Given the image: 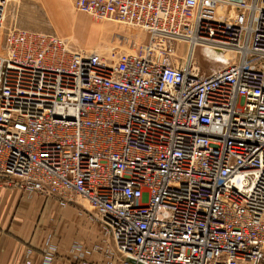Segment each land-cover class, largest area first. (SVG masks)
Segmentation results:
<instances>
[{
	"label": "built area",
	"instance_id": "obj_1",
	"mask_svg": "<svg viewBox=\"0 0 264 264\" xmlns=\"http://www.w3.org/2000/svg\"><path fill=\"white\" fill-rule=\"evenodd\" d=\"M74 5L147 40L109 59L11 26L0 54V179L61 207L72 195L88 203L110 247L75 241L70 264L264 262V5ZM220 5L247 11L246 21L202 16ZM197 46L230 55L202 73ZM47 242L41 264H54L58 247Z\"/></svg>",
	"mask_w": 264,
	"mask_h": 264
},
{
	"label": "rangeland",
	"instance_id": "obj_2",
	"mask_svg": "<svg viewBox=\"0 0 264 264\" xmlns=\"http://www.w3.org/2000/svg\"><path fill=\"white\" fill-rule=\"evenodd\" d=\"M4 4V22L0 28V54L4 53V45L6 42V34L8 29L15 25L19 27L29 28L30 22L45 21L42 11L35 6L33 0H0ZM70 3L75 12L90 19L91 25H81L72 19L67 12L64 15V25L61 30L64 34L72 36L71 41L76 46L96 49L104 57L113 58V54L120 52L136 53L140 50L143 43L146 42V34L135 27L127 26L116 20H108L89 16L75 8L74 0ZM234 12L231 8L225 5L218 6L212 10V16L215 19L219 17L232 18ZM207 13V11H205ZM28 22V23H27ZM63 27V29H62ZM69 39V38H68ZM197 46L194 51V60L202 73H209L212 70L222 67L225 60L221 59L224 52L207 49ZM209 51V52H208ZM213 51L216 54L214 58ZM72 202L66 206L55 205L51 214H47L46 225L50 226L52 236L55 239L54 243L58 250H65L66 254L62 255L65 258L64 263L70 264L68 254L69 246L75 241L83 245L92 246L96 243L101 245L105 251L110 247L111 240L100 226L95 218L93 210L88 203L80 196L72 195ZM43 224V222H40ZM99 260V258H98ZM264 264V262L260 263Z\"/></svg>",
	"mask_w": 264,
	"mask_h": 264
},
{
	"label": "crops",
	"instance_id": "obj_3",
	"mask_svg": "<svg viewBox=\"0 0 264 264\" xmlns=\"http://www.w3.org/2000/svg\"><path fill=\"white\" fill-rule=\"evenodd\" d=\"M33 1L42 11V19L45 21L35 24L30 22L29 28L18 26L21 29L51 33L71 40L72 36L60 31L67 12L79 24L91 25L90 19L74 11L70 0ZM243 1H256L257 4L264 5V0ZM231 16L234 21H246L248 12L240 10ZM76 47L81 48L77 45ZM54 206L55 203L44 201L34 193H27L0 179V264H41L47 240L55 242L50 226L46 225L47 214L52 213ZM67 252L69 254V249ZM64 254L65 250H58L54 264H66L65 258H62Z\"/></svg>",
	"mask_w": 264,
	"mask_h": 264
},
{
	"label": "bare ground",
	"instance_id": "obj_4",
	"mask_svg": "<svg viewBox=\"0 0 264 264\" xmlns=\"http://www.w3.org/2000/svg\"><path fill=\"white\" fill-rule=\"evenodd\" d=\"M212 13V11L210 10V11H207V13H205V11H203L202 12V16L203 17H206V18H211L210 17V15H212L211 14ZM65 38V37H64ZM206 49H205V52L207 51V49H210V48H208V47H205ZM209 52V51H208ZM212 53H213V51H211ZM207 53V52H206ZM214 54V53H213ZM225 55V56H224ZM223 56H221L222 58L221 59H223V60H225V57H227L228 55H230V52L228 51V52H226L225 54H224ZM207 56H209V57H211V55L210 54H208L207 53ZM217 56H216V54H214V58H216Z\"/></svg>",
	"mask_w": 264,
	"mask_h": 264
},
{
	"label": "water",
	"instance_id": "obj_5",
	"mask_svg": "<svg viewBox=\"0 0 264 264\" xmlns=\"http://www.w3.org/2000/svg\"><path fill=\"white\" fill-rule=\"evenodd\" d=\"M231 1H237L238 2V1H241V0H231Z\"/></svg>",
	"mask_w": 264,
	"mask_h": 264
}]
</instances>
